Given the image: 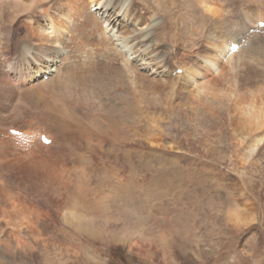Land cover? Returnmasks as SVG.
<instances>
[{
    "label": "rangeland",
    "instance_id": "1",
    "mask_svg": "<svg viewBox=\"0 0 264 264\" xmlns=\"http://www.w3.org/2000/svg\"><path fill=\"white\" fill-rule=\"evenodd\" d=\"M69 1L72 5L76 1L77 8L85 3V9L88 7L96 16L105 9L102 5H90V0ZM16 2L31 7L24 9ZM54 2L56 0H0L1 67L5 68L9 62L19 63L15 38L24 37L35 25L45 28L47 14L52 16L53 27L60 32L68 26L73 30L72 24L68 25V20L62 16L66 13L53 10ZM206 2L228 11L229 22L254 26V21L264 19V0ZM137 5L141 6L143 14L153 11L151 22H162V14L166 13V35L176 33L177 45L191 46L193 51L198 49L201 52L204 43L202 19L205 22V15H209L202 0H136ZM127 6H120L118 14L115 13L119 20ZM100 24L97 36L106 31L107 24ZM94 31L89 29L90 38ZM117 31L114 30L111 37L113 48L123 53L126 59H134L130 50L133 46L128 41L122 43L125 38H121L123 35ZM106 34L112 36V32ZM248 34L258 37L253 42L256 45L254 57L242 66L243 73H254L257 79L252 81H260L257 93L264 97V27H253ZM27 40L31 52L36 47V36H28ZM77 40L66 41L64 45L74 49L81 45ZM56 45L47 46L60 51ZM41 60L44 66L43 58ZM138 61L139 64L134 66L139 74L151 78L157 76L165 82L174 80L177 75L182 78V73L177 70L172 73V79L161 74L164 70L170 74L176 65L179 66V60L175 65H166V69L162 65L153 73H150L149 64L146 71L138 68L140 63H145ZM56 62L58 67L59 62ZM118 62L113 64L123 68ZM232 71H227L228 79H235L238 75L237 70ZM55 75L49 71L44 81ZM109 77L104 75L97 84L113 90L115 87ZM38 80L43 78L38 77ZM165 86L167 90L162 91L159 100L162 112L150 111L149 115L153 112L152 120L133 118L136 123H141L132 126L129 142H125L129 145L121 144L122 147L91 159V152L101 150L99 145L89 144L92 135L76 126L67 127L62 118L46 107L43 97L36 93H18L9 97L6 104L10 118L0 121V125L18 127L28 114L32 115L29 111L36 112L46 127H50L53 143L44 145L40 142L42 150L36 157L29 155L27 150L23 152L35 165H40L41 171L53 167L60 176L48 182H39L33 177L30 182L8 184V190L30 210V217L32 214L36 216L37 209L50 213L51 217L42 214L49 217L44 223H49L48 226H39L40 230L26 218L20 219L23 224L19 221L5 224L0 234V249H8L1 250L0 254L4 255L0 256V264H264V142L256 153L249 155L247 146L236 147L231 143L227 131L213 130L205 114L212 109L211 103H218L217 98L207 100V107L201 102L192 103L194 107L183 106L187 111L190 108L188 113L180 111L178 117H173L169 113L177 108L180 110L181 98L171 96V101L166 103L164 99L169 88ZM75 142L83 149H76ZM65 211H74L94 221H105L117 231H130L132 236L120 241L107 235L94 238L79 233L61 219L60 214ZM47 228L51 229L50 232Z\"/></svg>",
    "mask_w": 264,
    "mask_h": 264
},
{
    "label": "bare ground",
    "instance_id": "2",
    "mask_svg": "<svg viewBox=\"0 0 264 264\" xmlns=\"http://www.w3.org/2000/svg\"><path fill=\"white\" fill-rule=\"evenodd\" d=\"M128 1L90 0V5L105 7L96 16L88 10L87 6L85 9V3L81 8H77L75 7L76 1H73L72 5L69 0H56L53 10L58 13H66L62 16L68 20V25L72 24L73 30L68 26L65 31L60 32L57 27H53L52 16L47 14L45 28H41L40 24L39 26L35 25V27L29 28V32L24 37L15 38L14 46L19 63L17 64V61L9 62L5 68L0 66V121L10 118L9 108L6 104V101L9 102V97L18 93L25 95L36 93L43 97L46 107L57 117L62 118L67 127L76 126L82 128L81 130L88 135H92L89 144L91 142L97 144L101 150L91 152L89 158H96L98 155L113 151L121 144L127 146L128 143L125 144V142H129L132 126L136 127L137 123H141H136L133 118L143 119L146 117L152 120L154 119L151 115L153 112L149 115L150 111L162 112L159 107L162 102L159 100L160 95H163L162 91L167 90L165 86L167 85L169 92L165 94L166 103L171 101V96L181 98V103L178 106L180 110L174 106L177 109L176 111L172 110L170 115L178 117L180 111L188 113L189 107L193 104L201 102L206 106L207 100L212 101L217 98L218 103H211L212 109L206 111L205 117L209 121L208 125L212 126L213 130L227 131V137L231 143L236 147L247 146L249 155L256 153L264 142V97L257 93L260 81H252V79H257L253 75L254 73L244 75L242 66L246 62L252 61L256 49L253 42L258 36L248 34V30L258 27V24L264 22V19L260 18L254 21V26L237 24L232 20L229 22L227 17L230 13L228 11L220 10L207 4V0H202L207 5L206 9L209 15H205V22L202 17L201 29L204 43L202 44L203 49L199 52L198 49L193 51L191 46L180 47L177 45L179 42L175 39L176 33L171 36L166 35L165 31L168 26L166 13L162 14L164 18L162 22H151L153 11L150 13L148 10L149 13L143 14L141 6H136V0H131L129 3ZM17 3L19 2H16V5ZM124 4H128V6L119 20L116 16L119 12L117 10ZM18 5L24 9L31 7L30 4ZM100 23L107 24L111 30L108 31L106 27V31L101 32L98 37L97 33H100L101 30ZM89 29L96 30L91 38L88 34ZM116 29L117 33L123 35L121 38H125L122 43L128 41L133 46V49L130 50L135 60L126 59L123 53L113 48L115 46L111 42V37ZM109 32H112V36L106 34ZM29 34L36 36V47L32 49L33 52L29 51L30 45L27 42L28 36H31ZM67 35L69 38H66ZM63 38L66 39L63 40ZM77 39L81 45H77L74 49L70 45H64L66 41L72 43ZM228 39L230 42L227 43ZM6 41L4 39V43H7ZM48 44H57L60 51L52 50L47 46ZM232 44L239 46L236 52L231 51ZM125 45L127 44L125 43ZM139 51L141 53H138ZM55 54L57 57H54ZM41 58L45 62L44 66H42ZM189 58L193 59L189 61ZM138 59L145 63L144 65L140 63L137 67L146 71L147 66L151 65L152 72L150 73L158 71L162 65H165V69L168 64L175 65V62L179 60V66L176 65L170 74L165 70L161 74L168 75L165 78L172 79V73L177 70L182 73V78L177 75L173 77L174 80L165 82L157 76L153 77L154 75L151 78V76L139 74L134 66L139 64ZM56 61L59 62L58 67H56ZM114 62L123 65V68L115 66ZM193 63L194 66H192ZM43 67L45 70H49L52 75L54 73L56 75L51 76L52 79L48 78L49 80L44 81V77L49 71L42 70ZM230 70H237L238 75L235 76V79L226 77L227 71ZM106 74L110 76V83L115 87L112 88L113 90L103 89V86L97 84L100 82L99 78L103 80V76ZM210 74L212 76L208 77ZM38 77L43 80L39 81ZM201 78L204 79L203 82H200ZM108 81L106 80V82ZM96 86L99 87V90L96 89ZM187 98H189L188 102H186ZM183 106H189L188 111L186 108H182ZM29 112L32 115L28 114L18 127L0 125V178L2 177L0 180V234L5 224L9 225L11 221L21 222L22 218H26L39 230L41 229L39 226L42 224L48 226L47 223H49L45 224L44 221L49 220V217L45 216H50V213L37 209L36 216L34 217L32 214L30 217V210L22 205L11 190H8L9 185L15 181L30 182L34 177L39 182L43 180L48 182L60 176V173L54 172L53 167H45L44 171H41L40 165H35L31 161L29 155L36 157L39 150H42V148L40 149L42 147L41 136L44 134L50 140L52 136L49 135L50 127H46L39 115L32 110ZM192 121L194 122L193 119ZM12 129L18 131L17 136L9 134L8 131ZM116 140L117 145L115 146ZM74 147L81 149L82 145L75 142ZM26 150L29 155L24 153ZM6 178L8 179L6 180ZM60 217L64 223L72 227L71 229L90 237L98 238L107 235L121 241L132 236L130 231L125 229L117 231L105 221L87 219L74 211H65L60 214ZM21 224L23 223L21 222ZM49 230L51 229L47 231ZM6 249L2 248L0 252ZM2 255L4 254H0V256Z\"/></svg>",
    "mask_w": 264,
    "mask_h": 264
}]
</instances>
